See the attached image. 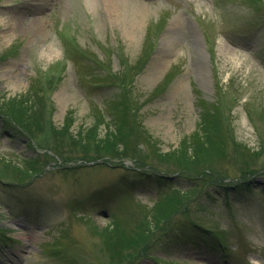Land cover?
<instances>
[{"label":"rangeland","instance_id":"rangeland-1","mask_svg":"<svg viewBox=\"0 0 264 264\" xmlns=\"http://www.w3.org/2000/svg\"><path fill=\"white\" fill-rule=\"evenodd\" d=\"M0 111V264H264V0H0Z\"/></svg>","mask_w":264,"mask_h":264},{"label":"trees","instance_id":"trees-1","mask_svg":"<svg viewBox=\"0 0 264 264\" xmlns=\"http://www.w3.org/2000/svg\"><path fill=\"white\" fill-rule=\"evenodd\" d=\"M6 110V109H5ZM7 112H6V115H7V117L8 118H10V120H12V118L16 121V122H18L22 127H26L27 125H28V123H29V121H28V119H27V113L25 114V113H23V112H21L20 110H15V109H13V108H9V109H7L6 110ZM0 114H2V115H4L1 111H0ZM10 115V116H9ZM27 116V117H26ZM122 137V136H121ZM212 136H210V138H211ZM195 140V144L197 145V146H201L202 145V142H200V140H199V142H196L198 139H204L201 135H199V134H197L196 135V137L194 138ZM197 139V140H196ZM95 142H96V140H95ZM105 143L104 145H101V144H95L96 145V147L97 148H101V149H103V150H105L106 152H107V154L108 155H116L117 154V152L116 151H118L117 150V148L119 149V147L116 145V144H114V142H112L111 143V139H105V140H101V143ZM100 146H102V147H100ZM216 148H217V146H216ZM216 148H214L213 150H217ZM221 150L222 149V147H219L218 148V150ZM206 151H208V149L206 150ZM210 151H211V149H210ZM201 152H202V150H201ZM204 152L205 151H203L202 153H201V156H203V154H204ZM200 153V152H199ZM212 153H214V152H209V154H212ZM6 172H3V173H0V176L1 175H9V174H12V176L13 177H15V179H22L24 176L23 175H28V172L27 171H24V170H22V171H20L19 170V172H17V171H15V172H13V171H10V168L9 167H7L6 168V170H5ZM173 196H175V195H173V194H170V198H172ZM165 201V200H164ZM175 214V212L173 211V210H170V211H167L163 216H162V220L159 218V222H158V226L157 227H160L161 225H162V222H163V220L164 219H168V218H171L172 217V215H174ZM173 221V220H172ZM173 223L174 222H170L169 221V223H166V225L165 226H168V227H171L172 225H173ZM167 227V228H168ZM159 229V228H158ZM219 235H221L220 233H219ZM159 236V235H158ZM157 236V237H158ZM141 237H143V236H141Z\"/></svg>","mask_w":264,"mask_h":264}]
</instances>
